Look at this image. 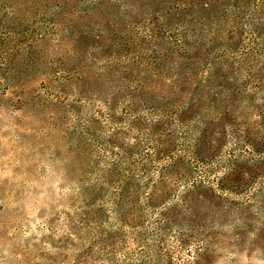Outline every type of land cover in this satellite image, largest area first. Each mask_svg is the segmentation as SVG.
I'll list each match as a JSON object with an SVG mask.
<instances>
[{
	"label": "rangeland",
	"instance_id": "rangeland-1",
	"mask_svg": "<svg viewBox=\"0 0 264 264\" xmlns=\"http://www.w3.org/2000/svg\"><path fill=\"white\" fill-rule=\"evenodd\" d=\"M0 33V264H264V0H0Z\"/></svg>",
	"mask_w": 264,
	"mask_h": 264
},
{
	"label": "trees",
	"instance_id": "trees-1",
	"mask_svg": "<svg viewBox=\"0 0 264 264\" xmlns=\"http://www.w3.org/2000/svg\"><path fill=\"white\" fill-rule=\"evenodd\" d=\"M1 35V33H0ZM2 41V42H1ZM4 42V39L1 38L0 36V44L2 45V43ZM0 45V47H1ZM5 56H6V53L5 51H3L1 48H0V69L1 67L3 66V62L5 61Z\"/></svg>",
	"mask_w": 264,
	"mask_h": 264
}]
</instances>
